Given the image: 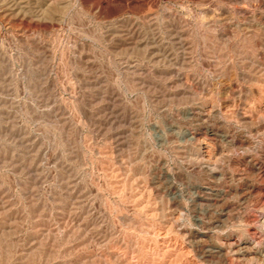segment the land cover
I'll use <instances>...</instances> for the list:
<instances>
[{"label": "rangeland", "instance_id": "374dc122", "mask_svg": "<svg viewBox=\"0 0 264 264\" xmlns=\"http://www.w3.org/2000/svg\"><path fill=\"white\" fill-rule=\"evenodd\" d=\"M0 264H264V0H0Z\"/></svg>", "mask_w": 264, "mask_h": 264}, {"label": "bare ground", "instance_id": "6f19581e", "mask_svg": "<svg viewBox=\"0 0 264 264\" xmlns=\"http://www.w3.org/2000/svg\"><path fill=\"white\" fill-rule=\"evenodd\" d=\"M202 112V111H201ZM204 113V112H203ZM212 114V113H211ZM208 115V116H205V115H207V114H202V113H200V112H197L196 110H192L191 109V111L189 112V116H190V118L191 117H193V118H195V119H197V120H204V119H209V118H211L212 117V115ZM193 120V119H192ZM196 121V120H195ZM209 121V120H208ZM206 134H208V135H215V136H219V134L217 133V132H215L214 130H212V129H207V132H206ZM205 134V135H206ZM189 135V134H188ZM191 139H195V137L193 136V135H191ZM203 144H206L205 143V141L203 140ZM201 152H202V150H200ZM201 155V154H200ZM199 155V156H200ZM204 155L206 156V157H209L208 156V151H205L204 152ZM205 156H204V158H205ZM202 157V156H201ZM202 159L203 161H205V159ZM201 159V158H200ZM199 160V159H198ZM197 162H199V161H197ZM206 162H208V161H206ZM212 163V162H211ZM211 163H209V164H211ZM199 164V163H198ZM202 163H201V161H200V165H201ZM205 164V163H204ZM208 164V165H209ZM214 165V164H213ZM215 165H217V164H215ZM204 166V165H203ZM202 166V167H203ZM205 166H206V164H205ZM206 167H208V169H209V171L212 173V175H213V177H214V181L213 182H216V183H219V181H221V179H220V174H219V172L217 171V169H216V167L214 168H209V166H206ZM202 170V169H201ZM204 170V169H203ZM221 172V171H220ZM210 176V175H209ZM223 180V179H222ZM212 182V183H213ZM210 191H209V193H207L206 194V196H207V198H206V200H213L214 199V197L217 195V190L216 189H212V187L209 189ZM220 190V189H219ZM243 190V189H242ZM201 191V190H200ZM199 192V191H198ZM222 194V193H221ZM243 195V194H242ZM199 196V195H198ZM203 196V195H202ZM205 196V195H204ZM241 198V197H240ZM215 200V199H214ZM217 200V199H216ZM239 203V202H238ZM205 204V203H204ZM222 207V206H221ZM223 208V207H222ZM208 209V208H207ZM209 210H210V208H209ZM213 212V211H212ZM209 213V212H208ZM208 215H211V214H208ZM212 216V215H211Z\"/></svg>", "mask_w": 264, "mask_h": 264}]
</instances>
